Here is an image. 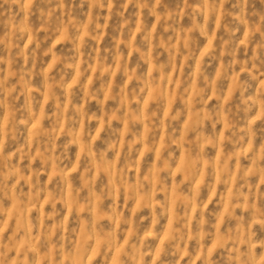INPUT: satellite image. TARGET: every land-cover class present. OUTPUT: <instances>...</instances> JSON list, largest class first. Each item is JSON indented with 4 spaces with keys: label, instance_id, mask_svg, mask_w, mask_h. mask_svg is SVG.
<instances>
[{
    "label": "clouds",
    "instance_id": "clouds-1",
    "mask_svg": "<svg viewBox=\"0 0 264 264\" xmlns=\"http://www.w3.org/2000/svg\"><path fill=\"white\" fill-rule=\"evenodd\" d=\"M0 264H264V0H0Z\"/></svg>",
    "mask_w": 264,
    "mask_h": 264
}]
</instances>
